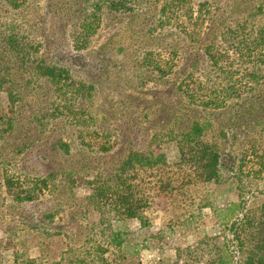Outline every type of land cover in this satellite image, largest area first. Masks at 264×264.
Here are the masks:
<instances>
[{
	"label": "rangeland",
	"instance_id": "374dc122",
	"mask_svg": "<svg viewBox=\"0 0 264 264\" xmlns=\"http://www.w3.org/2000/svg\"><path fill=\"white\" fill-rule=\"evenodd\" d=\"M77 1L78 6L72 5V0H29L25 10L0 7V17L9 18L22 11L26 19L30 18V30L35 35L53 37L56 49L75 56L85 54L83 62L77 63L71 58L66 62L75 76L95 82L97 90L91 109L98 116H106L105 123L111 124L106 126H110L118 138L113 150L104 158V166L118 160L130 146L144 149L147 133L163 130L169 120H174V109L178 111L180 103L186 102L177 92V86L188 72L195 77L193 80L212 78L207 80L206 86L218 81L220 66L207 58L206 46L213 44V51L227 56L220 65L227 58L232 66L228 64L225 68L240 72L235 52L237 45L228 36L227 28L237 21L248 25L264 22V12L244 21L254 11L253 7L264 0H185L184 4L179 2L177 15L174 14L183 30L173 21L163 22L165 12H160V8L164 0H142L133 12L103 13L89 46L77 52L72 45L73 35L77 33L74 8L83 6L82 0ZM50 4H54L52 10L56 13L48 12ZM196 19H199L197 26ZM193 25L196 30H192ZM171 49L178 51L177 58L169 54ZM148 50L164 60L175 58L171 65L177 72L169 78H158L160 74L153 71L152 66L142 64V57ZM66 54L64 52L63 56ZM259 87L264 92V84ZM38 97L44 99L46 95L38 94ZM7 105L5 92L0 91V107ZM247 105L242 102L239 109H247ZM35 106L31 101L26 108L31 111ZM212 111L205 110L202 114L208 112L215 121L209 139H214L221 147L220 181L208 183L196 179L182 192L186 197L178 195V200L151 189L150 203L144 212L149 225L142 227L137 218L110 221V228L121 226L128 232V246L122 248L107 244L101 237L104 219L92 209L87 198L91 185L87 180L96 172L92 161L97 154L86 152L88 150L74 140L73 129L69 126L50 127L45 133L31 128L32 132L20 134L26 137L27 133L29 139L34 137L35 144L27 146L21 154H6L5 164L0 162V173L3 169L9 170L26 182L32 176H43L52 170L57 176L51 190L22 203L11 200L0 186V243L9 246L0 253L1 263L14 264L17 250L22 261L31 257L39 264H95L97 260H92L87 250L92 242L100 241L107 248L104 256L108 264H208L220 252L210 244L207 236L223 235L222 239H230L234 235L233 217L225 211L226 204L239 199L247 203L264 201V155L244 158L253 144L261 155L264 154V136L257 132L259 127L246 126L253 121V116L230 119L232 115L225 108ZM220 129L223 134L219 133ZM123 135L132 137V144ZM59 136L71 141L70 154L54 146ZM63 165L66 169L81 168L74 183L62 173L60 167ZM82 169L91 175L84 178ZM150 230L155 234L152 237ZM141 245L146 246L141 248ZM157 245H161L160 248ZM241 254L234 250L231 259L225 257L222 264H238L236 261ZM162 256H165L163 260Z\"/></svg>",
	"mask_w": 264,
	"mask_h": 264
},
{
	"label": "trees",
	"instance_id": "16d2710c",
	"mask_svg": "<svg viewBox=\"0 0 264 264\" xmlns=\"http://www.w3.org/2000/svg\"><path fill=\"white\" fill-rule=\"evenodd\" d=\"M28 2L29 0H0V7L25 10ZM72 2V5L78 6L77 0ZM142 2L82 0L83 6L74 8L75 14L77 13V33L72 38L74 50L79 52L89 46L91 36L100 26L103 13L133 12L136 4L141 5ZM179 2L184 4L185 0H164L161 2L160 12H165L163 22L173 21L180 28L182 24L176 16ZM53 6L54 4L49 5L48 12ZM253 9L244 21L255 19L263 13L264 1H259ZM2 18L4 16L0 17V91L5 92L8 105L6 108L0 107V162L5 164L8 158L6 154H21L27 146L35 144V138L29 139L27 136L28 132H32L31 128H36L35 130L41 133L56 126L60 129H63V126L72 128L74 140L87 149L86 152L97 154L96 159L92 161L96 169L95 174L91 175L83 169L80 172L84 178L87 174L91 175L87 180L91 184L87 189V198L92 209L99 212L100 218L104 219L105 226L100 230V234L109 245L122 248L127 247L129 241L128 232L121 229V226L110 228V221L123 222L127 218H137L142 227L149 225L144 212L150 203L151 189L167 195L172 200H178V195L186 197L182 192L195 183L196 179L208 183L220 181L221 147L214 139H209L215 121L208 112L206 115L202 112L225 108V111L232 115L230 119L253 116V121L248 122L246 126L259 127L257 132L264 136V92L259 87L264 84L262 21L251 25L237 21L227 28L228 36L237 45L235 52L241 66L240 72L225 68L230 64L227 58L220 65L219 62L226 55L213 51V44L206 46L204 53L207 58L214 65L220 66V73L216 78L218 81H212L211 85L206 86L207 80L212 78L193 80L195 77L188 72L177 86V92L186 102L180 103L181 109L178 111L174 109V120H169L163 130L147 133L148 139L144 149L130 146L118 160L114 159L112 164L104 166L103 160L113 150L118 138L112 128L106 126L111 125L105 123L106 116H98L91 109L97 90L95 82L75 76V72L66 62L68 58L77 63L83 62L85 54L75 56L62 49H56L57 44L54 43L53 37L49 39L46 35H35L30 30V18L26 19L22 11L9 18ZM198 21L199 19H196V26ZM195 25L192 30H196ZM64 52L67 53L66 57L63 56ZM177 52L171 49L169 54L177 58ZM175 58H166V61L164 57H156L153 51L148 50L142 57V64L152 66L153 71L160 74L158 78H169L177 72L171 65ZM260 91L262 93H258ZM38 94L46 97L40 99ZM31 101L36 106L34 110L28 111L26 105ZM242 102L248 103L247 109H239ZM24 127H28V130H23ZM25 131L26 137L21 136ZM219 133L223 134L221 129ZM123 138L132 144V137L123 135ZM70 142L59 136L54 146L64 154H70ZM256 146L253 144L249 155H244V158L262 157L264 154L261 155ZM60 169L74 183L81 168L66 169L63 165ZM9 172L11 171L3 169L0 173V186L4 188L5 194L17 203L32 201L45 190H51L52 181L57 176V172L52 170L43 176H32L26 182L22 177ZM211 206L213 207L210 204ZM224 209L233 217L234 235L230 239H222L223 235L207 236V240H211L210 244L220 252H217V257L209 260L208 264L224 263L225 257L231 259L230 255L234 250L242 253L241 258L236 261L238 264H264V201L259 203V200H251L247 203L239 199L238 202H228ZM242 210L245 212L241 213ZM153 235L155 234L150 230L149 236ZM220 239L221 245L216 246ZM144 246L146 245H141V248ZM104 247L97 241L92 242L90 250H87V255L92 260H97L95 264H108L107 257L104 256L107 248ZM8 248V245L3 246L0 243V253ZM164 258L165 256H162V260ZM14 264L39 263L31 257L25 258V261L19 260L18 251L15 250Z\"/></svg>",
	"mask_w": 264,
	"mask_h": 264
}]
</instances>
